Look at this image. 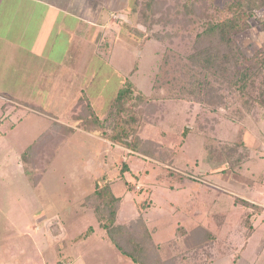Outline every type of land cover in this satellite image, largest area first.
Masks as SVG:
<instances>
[{
	"label": "rangeland",
	"instance_id": "1",
	"mask_svg": "<svg viewBox=\"0 0 264 264\" xmlns=\"http://www.w3.org/2000/svg\"><path fill=\"white\" fill-rule=\"evenodd\" d=\"M116 1L104 7L102 0H86L76 15L86 18L91 12L89 19L77 24L72 35L77 21L67 13L70 8L53 11L57 20L51 24L52 41L49 36L42 52L33 53L28 42L16 45L0 35V264H135L107 238L92 209L81 206L103 174L121 198L117 223L136 218L141 210L156 243L167 242L177 223L208 225L214 242L171 264H264V113L256 118L247 114L244 96L231 97L229 109L221 106L220 114L181 97L186 87L196 88L191 64L184 58L189 53L186 42L143 39L146 25L137 10L129 9L133 0ZM223 1L214 0L218 5ZM263 19L264 11L256 12L250 27L235 36L242 48L260 44ZM57 28L63 29L57 33L60 40L69 41L65 54L58 52L60 42L53 45ZM164 55L172 62L166 64ZM195 77L201 79L198 73ZM125 80L162 103L157 120L145 122L140 136L170 149L172 164L128 154L124 146L83 131L76 120V131L33 185L22 166L23 151L52 123L70 116L79 98L104 119ZM203 122L208 136L198 132L196 125ZM184 127L195 128L183 135ZM221 140L243 143L247 151L248 157L233 170L208 164L207 144ZM123 163L128 169L121 176ZM171 169L181 177H171ZM178 178L182 183L173 182ZM223 193L261 207L248 238L239 219L243 205L234 202L228 208L231 197ZM147 202L146 209L138 208ZM89 227L92 234L76 240Z\"/></svg>",
	"mask_w": 264,
	"mask_h": 264
},
{
	"label": "trees",
	"instance_id": "2",
	"mask_svg": "<svg viewBox=\"0 0 264 264\" xmlns=\"http://www.w3.org/2000/svg\"><path fill=\"white\" fill-rule=\"evenodd\" d=\"M133 2L134 6L129 9L132 12L137 10L139 18L146 25L143 39L165 41L167 38L171 41L179 38L186 42L189 53L184 58L191 64V83L196 88L193 90L186 87V92L181 97L204 103L210 112L218 114L221 106L229 109L231 97L244 96L245 102L249 104L247 114L256 118L258 113H264V19L260 22L262 40L259 45L253 44L245 49L235 40L237 34L250 27V19L256 12L264 11V0H224L221 5L215 4L214 0ZM132 16L133 21L137 20V15L136 18L135 15ZM164 59L166 64L172 62L168 55H164ZM177 69L175 66V70ZM195 73L201 79L196 78ZM179 74H183L182 70H179ZM224 90L226 94L221 93ZM90 106L79 98L75 102V111L70 116L52 123L23 151L20 158L22 166L33 185L40 183L59 148L76 131V120L83 131L96 133L103 139L124 146L129 150L128 154H140L172 164L173 154L170 149L140 136L145 122L157 120L155 114L162 111V103L136 90L129 80H125L113 95L104 119L95 115ZM78 109L80 110L77 112ZM216 122L219 123L217 119ZM205 124L198 123L196 126L199 133L208 136V126L204 127ZM213 127L214 125H209V129ZM194 128L184 127L182 134L186 135ZM242 144L227 140H221L217 145L207 144L208 164L233 170L242 163L245 156L248 157ZM127 169V164L123 163L119 169L120 175ZM176 173L173 169L169 171L173 178L179 177ZM179 178L173 182L182 183ZM173 189L180 188L176 186ZM223 194L231 197V201L227 203L228 208L234 202L243 205L239 219H242L246 227L244 237L248 238L253 232L255 215L261 207L249 203L247 199ZM120 202L121 198L111 188V181L103 174L95 179L93 191L84 197L81 206L92 209L107 238L121 254L135 264H171L186 259L188 255L193 256L194 252L198 254V251L214 242V235L208 225L198 222L177 223L167 242L156 243L141 210L136 218L126 223H117ZM148 205L149 202L141 203L138 208L146 209ZM92 232L93 228L89 227L76 240L86 238Z\"/></svg>",
	"mask_w": 264,
	"mask_h": 264
},
{
	"label": "crops",
	"instance_id": "3",
	"mask_svg": "<svg viewBox=\"0 0 264 264\" xmlns=\"http://www.w3.org/2000/svg\"><path fill=\"white\" fill-rule=\"evenodd\" d=\"M87 1L90 2L91 0ZM102 1L104 2L103 4L97 2L95 6L97 5L98 7L103 5L105 7L107 6L106 4L110 3L111 1H115L114 4L118 3L116 0ZM63 2H59L58 0H0V31L3 32L2 34L0 32V35L7 36L6 38H4L7 39V41L9 39V41L19 42L15 43L16 45L28 42L30 50L33 53H37V51L42 52L45 45L46 47H48V42L50 43L52 41V32H50V30L52 29L51 24L54 19L57 20V17L55 18L53 11L63 13L66 11V7L70 8L67 13L73 14V18L77 21L71 26V35L73 31L78 28L79 23L84 22L86 19H89L91 12H89V16L87 15L86 18H80L76 15V9L80 10L82 8L80 6H82V4L86 2V0H76L75 3L73 2V0H69V3L66 4L67 6H63ZM97 7L94 8L95 14L97 13ZM55 14H57V12H55ZM97 19L98 17L96 18V20ZM96 23L97 22H94L93 24L96 25ZM94 27L99 28V25ZM68 29L69 28H66L65 33H67ZM14 33L16 34L15 38L11 37V35H14ZM57 33H63V29L57 28L53 35ZM59 34L56 35V39L54 40L53 45L58 46L60 42L61 48L58 51L60 53L63 52V48L65 47L64 44L66 46H69V41L65 39L60 40ZM49 36H51V38L48 40V42H46ZM65 51L63 52L64 54ZM48 57L51 58L53 56H51L50 54ZM63 59L64 58L60 59V61Z\"/></svg>",
	"mask_w": 264,
	"mask_h": 264
}]
</instances>
